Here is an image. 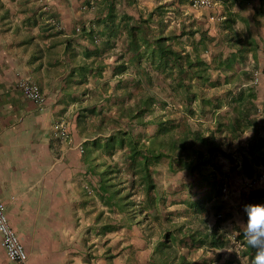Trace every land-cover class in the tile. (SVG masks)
<instances>
[{
    "label": "trees",
    "instance_id": "1",
    "mask_svg": "<svg viewBox=\"0 0 264 264\" xmlns=\"http://www.w3.org/2000/svg\"><path fill=\"white\" fill-rule=\"evenodd\" d=\"M219 1L223 14L218 37L207 28L194 29L185 24L178 30L169 29L166 13L179 14L172 4L156 6L146 16H135L127 9L136 0H83L86 8L93 9L92 18L83 21L78 34L86 44H79L82 50L77 54L72 48L75 40H65V52L71 54L72 67L65 78L60 103L66 107L80 104L71 118V132L87 139L82 145L81 158L89 167L87 173L98 178L95 196L109 214H124L122 229L130 226L127 224L130 218H135V187L140 186L145 200H152L149 194L155 184L149 168L163 158L170 168L176 162L179 170L196 174L198 179L191 184L192 189L206 187L197 202L189 203L195 213L214 197H220L214 173L209 174L208 170L218 169L217 159L225 158L226 154L214 139V133L235 140L251 131L241 149L239 167L248 178L264 167V117L259 124L253 76L251 72L236 69L244 55L251 54L256 60L257 53L264 52V35L254 32L264 27V0ZM254 1L257 4L252 7V16H246L247 5ZM61 31L57 30V35ZM106 73L110 75L107 78ZM213 73L217 74L216 79H212ZM221 75H224L223 83ZM90 81L95 82L93 89L88 88ZM227 85L233 87L223 96L204 98L206 86L216 89ZM155 90L180 102L185 116L194 115L195 103H199L202 112L209 106L213 129L204 134L192 129L184 116L178 121L169 118L175 111L167 110L169 104ZM224 104L231 113L218 112ZM135 121L140 127L147 123L156 126L146 142L135 136ZM86 125L90 132L83 135ZM105 130L110 133L105 134ZM236 167L231 169L234 171ZM262 197L259 190L249 195L254 203H260ZM145 204L152 206L150 202ZM210 206L223 209L215 203ZM242 233L237 241L242 254L252 261L255 249L247 245ZM168 236L164 234L163 243L158 244L161 253H167L170 247L167 242L175 241ZM190 240L201 247L225 246L223 237L215 230L211 235L192 234ZM185 263L188 264L184 257L169 261L164 256L156 264Z\"/></svg>",
    "mask_w": 264,
    "mask_h": 264
},
{
    "label": "rangeland",
    "instance_id": "2",
    "mask_svg": "<svg viewBox=\"0 0 264 264\" xmlns=\"http://www.w3.org/2000/svg\"><path fill=\"white\" fill-rule=\"evenodd\" d=\"M82 1L41 0L40 3L45 12L53 6L59 8L70 6L77 17V21L73 25V31L78 36L83 21L86 20L80 16L86 14L88 17L90 13H93V9L86 8ZM191 1L136 0L135 5L127 10L135 16H146L156 6L172 4L179 11V14L166 13L169 29L176 28L178 30L181 24H185L186 26H193L194 29L207 28L211 34L216 37L220 36L221 15L223 14L220 1L215 0L217 5L211 9L194 7ZM254 4L256 5L257 2L254 1L247 5V10L244 13L246 16H252ZM236 10H238V7H236ZM49 20L53 25V29H58L52 23L53 21L57 22L56 19ZM58 25L60 26L59 23ZM257 31L260 35H264V27L254 30V32ZM244 56V60L236 66V69L251 72L253 76L252 84L257 93L258 114L256 117L260 124L261 119L264 117V52L259 51L256 60L253 59L251 54ZM109 76L106 73L105 78ZM216 78L217 74L213 73L212 79ZM220 82H224V75H221ZM94 87L95 82L90 81L88 88L93 89ZM232 87V85H227L214 89L206 86L203 96L204 98L223 96L224 92ZM155 91L169 104L167 110L169 112L175 111L169 118L178 121L184 116L192 129L199 130L204 134H209L210 130L213 129V117L209 106H206L204 112H202L199 103H195L192 105L194 115L185 116L182 113L180 102L176 99L166 98L157 90ZM218 112L220 114L231 113V109L224 104ZM158 113L159 111L156 110V114ZM72 116L55 124L54 139L58 143L56 145L59 154L64 152L62 149H69L70 145H73L77 147V153L82 157V145L87 139L82 142L84 136L76 137L71 132V127H73L71 125ZM61 128H64V137H60ZM86 128L83 135L90 132V127L86 125ZM182 128L183 125L180 129ZM155 131V125L147 123V126L140 127L139 123L135 121V136L142 138L144 142ZM109 133V130H105V134ZM251 134V131H247L235 140L223 133L213 134L221 150L226 154L225 158L220 157L217 159L218 169L209 167L208 170L209 174L214 173L217 190H220V197H214L211 203L203 205L199 213H195L189 205V203L197 202L198 196L206 190V187L198 190L192 189L191 184H194L198 179L196 174L188 175L185 170H179L176 162L170 168L165 158L159 162H154L149 168L155 184V189L149 194L152 200H145L144 192L140 186L135 187L134 199L137 207L135 208V218H130L127 221L130 226L126 229L121 228L125 222L124 214H109L107 207L95 196L98 178L96 175L93 176L87 173L89 168L87 163L79 158V162L83 164H80L77 169L74 168L75 171L80 170L75 175L79 176L81 183L79 194L74 196L75 204H78H74L75 227H72L74 232H51V234H48L51 236L48 241H42L43 245H40V249H43V251L29 252L21 240L28 254L29 263L156 264L166 256L169 261L184 257L188 264H252V261L242 254V246L237 241L240 233L244 231L243 223L247 220L244 206L247 204H264V168L260 167L257 169V171L259 170L258 173L254 174L252 178H248L239 167L241 164V149L245 146ZM98 136L102 137L100 134ZM75 139H78V142ZM232 166L238 167L233 171ZM99 173L100 171H96V174ZM256 190L261 191L263 195L260 203H254L249 199L250 193ZM145 202H150L152 206L147 207ZM214 203L223 209L220 211L212 209L210 205ZM214 230L218 236L224 239L225 246L222 249L201 247L190 240L192 234L202 233L203 235L206 233L211 235ZM164 234H168L170 239L175 238V241L171 243L165 240L170 246L166 250L167 253H161L158 249V244L164 241L161 238ZM16 235L18 236L17 233ZM18 238L20 240V237ZM0 264H12L7 260L1 247Z\"/></svg>",
    "mask_w": 264,
    "mask_h": 264
},
{
    "label": "crops",
    "instance_id": "3",
    "mask_svg": "<svg viewBox=\"0 0 264 264\" xmlns=\"http://www.w3.org/2000/svg\"><path fill=\"white\" fill-rule=\"evenodd\" d=\"M40 1L0 0V201L29 252L43 251L40 245L51 232H74V196L81 184L74 168L83 164L73 145L58 153L54 133L55 124L80 106L60 103L72 67L65 40H75L77 54L86 42L73 31L77 17L70 6L45 12ZM19 78L39 86L43 107L20 94Z\"/></svg>",
    "mask_w": 264,
    "mask_h": 264
},
{
    "label": "built area",
    "instance_id": "4",
    "mask_svg": "<svg viewBox=\"0 0 264 264\" xmlns=\"http://www.w3.org/2000/svg\"><path fill=\"white\" fill-rule=\"evenodd\" d=\"M192 6L214 8L217 3L215 0H192ZM16 88L20 94L28 101L38 107L46 104V97L39 86L27 78H19ZM64 128H61L60 137L65 136ZM264 168V167H263ZM264 170V169H263ZM0 247L3 249L7 260L12 264H30L28 254L9 224L5 206L0 201Z\"/></svg>",
    "mask_w": 264,
    "mask_h": 264
},
{
    "label": "clouds",
    "instance_id": "5",
    "mask_svg": "<svg viewBox=\"0 0 264 264\" xmlns=\"http://www.w3.org/2000/svg\"><path fill=\"white\" fill-rule=\"evenodd\" d=\"M244 211L247 220L242 234L247 245L255 249L252 264H264V204H247Z\"/></svg>",
    "mask_w": 264,
    "mask_h": 264
}]
</instances>
